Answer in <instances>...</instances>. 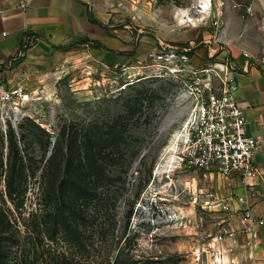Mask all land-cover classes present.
Returning <instances> with one entry per match:
<instances>
[{
    "label": "rangeland",
    "instance_id": "374dc122",
    "mask_svg": "<svg viewBox=\"0 0 264 264\" xmlns=\"http://www.w3.org/2000/svg\"><path fill=\"white\" fill-rule=\"evenodd\" d=\"M203 2L96 0L98 9L110 17V28L129 29L137 41L148 39L156 47L160 41L180 42V34L179 39H189L184 32L190 31L202 56L207 45L204 32L212 34V30L181 25L177 11L198 18ZM208 13L207 17L220 23L217 40H211L214 44L262 47L264 0H212ZM136 61L105 72L88 67L90 58L79 52L62 59L58 67L52 65L54 69L42 64L40 78L31 79L32 98L24 108L26 114L15 116L0 109V158L6 164L9 126L19 137L20 125L35 121L51 133L53 143L63 123L109 121L126 111L130 99L143 102L131 126L130 142L137 154L122 179L108 192L104 190L107 195L102 193L112 204L85 210L88 221L75 223L69 218L70 222L54 231L51 221H45L50 210L31 172L24 204L16 208L6 194L5 168L0 166V207L16 237L6 244V264H213L215 257L205 248L229 224V216L206 206L205 201L225 192V180L180 164L179 145L173 141L186 117L177 98L179 89L170 79L150 76ZM33 149L39 161L42 152L35 145Z\"/></svg>",
    "mask_w": 264,
    "mask_h": 264
},
{
    "label": "built area",
    "instance_id": "2783aa9c",
    "mask_svg": "<svg viewBox=\"0 0 264 264\" xmlns=\"http://www.w3.org/2000/svg\"><path fill=\"white\" fill-rule=\"evenodd\" d=\"M210 9L211 5H203L198 18L186 12L179 14L181 25L212 30L209 39L203 38L207 45L217 40L220 26L218 19L207 17ZM198 46L190 41H160L136 63L148 69L150 76L172 80L179 89L177 98L182 100L186 113L176 134L180 164L225 180V192L205 201L206 206L229 216V224L205 248L213 253V264H259L264 218L258 217L254 204L264 202V188H258L250 179L260 176L253 159L264 135L250 137L245 133L247 118L237 102L240 84L229 48L219 43L218 47H203L202 56ZM242 54L264 64V43L257 56L247 50ZM31 98L27 86L11 82L6 69L0 66V109L15 116L25 115L24 108Z\"/></svg>",
    "mask_w": 264,
    "mask_h": 264
},
{
    "label": "crops",
    "instance_id": "0c3cea01",
    "mask_svg": "<svg viewBox=\"0 0 264 264\" xmlns=\"http://www.w3.org/2000/svg\"><path fill=\"white\" fill-rule=\"evenodd\" d=\"M98 8L96 0H0V66L6 69L8 79L13 83L21 82L32 93L31 79L40 78L38 71L42 64H50L48 70L54 69L52 65L58 67L62 59L82 52L92 62L88 67L115 71L125 62L133 61L144 51L156 47V43L148 39L137 41L129 29L110 28V17ZM88 13L98 23L91 21ZM184 33L190 35L189 39H179L180 34L177 40L194 43L191 32ZM204 33V38L209 39L211 34ZM205 47H218V44ZM228 48L240 84L237 102L247 118L245 133L250 137H262L264 64L242 54L247 50L257 56L260 47ZM253 161L260 176L250 182L264 188V141L257 148ZM254 206L258 217L264 218V202H256ZM260 237L259 264H264V227Z\"/></svg>",
    "mask_w": 264,
    "mask_h": 264
},
{
    "label": "trees",
    "instance_id": "16d2710c",
    "mask_svg": "<svg viewBox=\"0 0 264 264\" xmlns=\"http://www.w3.org/2000/svg\"><path fill=\"white\" fill-rule=\"evenodd\" d=\"M88 16L98 23L91 14ZM142 107L141 99H130L126 111L109 121L63 123L53 143L51 133L35 121L21 124L19 137L9 126L7 160L4 164L0 158V166L5 168L3 181L10 201L16 208L23 206L31 172L38 178L39 194L46 210H50L45 221H51L54 231L64 222L90 220L85 215L90 207L110 206L112 202L102 193L122 179L137 154L130 142L131 126ZM1 140L4 142V138ZM33 145L42 152L39 161L30 151ZM2 211L0 207V264H6V244L16 237L9 217Z\"/></svg>",
    "mask_w": 264,
    "mask_h": 264
},
{
    "label": "bare ground",
    "instance_id": "6f19581e",
    "mask_svg": "<svg viewBox=\"0 0 264 264\" xmlns=\"http://www.w3.org/2000/svg\"><path fill=\"white\" fill-rule=\"evenodd\" d=\"M204 2H203V4H204V6L206 7L207 5H211V3L209 2V0H203ZM185 11H177V14L179 15L180 13H184ZM175 140V146H176V141H178L179 140V136L178 135H176L175 137H174V139H173V141Z\"/></svg>",
    "mask_w": 264,
    "mask_h": 264
}]
</instances>
